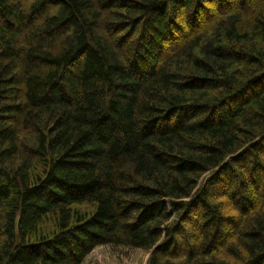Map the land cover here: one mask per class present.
<instances>
[{
  "label": "trees",
  "instance_id": "trees-1",
  "mask_svg": "<svg viewBox=\"0 0 264 264\" xmlns=\"http://www.w3.org/2000/svg\"><path fill=\"white\" fill-rule=\"evenodd\" d=\"M105 244L264 264V0H0V264Z\"/></svg>",
  "mask_w": 264,
  "mask_h": 264
},
{
  "label": "rangeland",
  "instance_id": "rangeland-1",
  "mask_svg": "<svg viewBox=\"0 0 264 264\" xmlns=\"http://www.w3.org/2000/svg\"><path fill=\"white\" fill-rule=\"evenodd\" d=\"M83 211L85 207H79ZM152 250L137 249L130 246H97L84 264H147Z\"/></svg>",
  "mask_w": 264,
  "mask_h": 264
}]
</instances>
